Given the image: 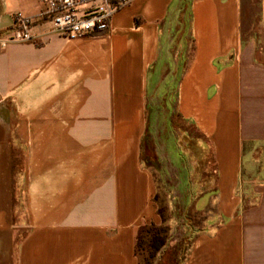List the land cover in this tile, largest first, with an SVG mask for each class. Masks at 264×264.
<instances>
[{
    "label": "crops",
    "instance_id": "crops-1",
    "mask_svg": "<svg viewBox=\"0 0 264 264\" xmlns=\"http://www.w3.org/2000/svg\"><path fill=\"white\" fill-rule=\"evenodd\" d=\"M43 10L0 0V264H140L139 229L162 224L143 159L161 100L209 150L211 179L181 184L218 218L184 264H264V0H130L75 41ZM18 13L33 40L3 45Z\"/></svg>",
    "mask_w": 264,
    "mask_h": 264
},
{
    "label": "rangeland",
    "instance_id": "rangeland-1",
    "mask_svg": "<svg viewBox=\"0 0 264 264\" xmlns=\"http://www.w3.org/2000/svg\"><path fill=\"white\" fill-rule=\"evenodd\" d=\"M168 101L171 102V98H168ZM158 103L161 109L156 115L154 133L156 142L154 153L157 155V160L152 161L153 165L150 169L157 183V204L165 220L163 227L165 233L163 234L167 238L169 247L181 246L183 242V248L189 249L191 233L210 232L213 227L207 226V221L212 222L213 219L217 220L218 218L214 210H197L195 205L185 209V186L181 184V181L186 179V174L189 176L190 183L195 185L206 179H211V173L208 172L210 165L207 164L209 150L195 128L178 120L175 114L171 116L172 126L175 130L173 133L168 131L166 128L168 115L165 100L158 101ZM175 149L184 158L183 162L177 160L173 155ZM181 167L189 172L183 173ZM186 223H189V227L185 226ZM162 252H156L146 245V249L138 251L140 264H165V253ZM184 261L181 264H184Z\"/></svg>",
    "mask_w": 264,
    "mask_h": 264
},
{
    "label": "built area",
    "instance_id": "built-area-1",
    "mask_svg": "<svg viewBox=\"0 0 264 264\" xmlns=\"http://www.w3.org/2000/svg\"><path fill=\"white\" fill-rule=\"evenodd\" d=\"M41 16L51 23V33L69 41L101 34L109 29L113 16L130 0H41ZM16 29L10 42H31L33 21L21 14L14 15Z\"/></svg>",
    "mask_w": 264,
    "mask_h": 264
},
{
    "label": "trees",
    "instance_id": "trees-1",
    "mask_svg": "<svg viewBox=\"0 0 264 264\" xmlns=\"http://www.w3.org/2000/svg\"><path fill=\"white\" fill-rule=\"evenodd\" d=\"M150 143V132L148 131L143 140V150H148ZM143 159L146 161L147 165H153L151 161L153 157L147 155L146 152L143 154ZM157 198L158 196L155 197L156 200ZM159 215L162 219V224L160 226L151 224L149 226L144 225L139 229L136 236L135 253L138 256V251L146 249L147 245L148 247L156 250V252L163 251L162 253H165V264H181L186 257V251L188 248H183V242L181 243V246L176 245L168 247L167 238L163 234L165 233L163 231L165 220L160 210Z\"/></svg>",
    "mask_w": 264,
    "mask_h": 264
}]
</instances>
